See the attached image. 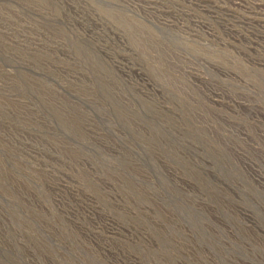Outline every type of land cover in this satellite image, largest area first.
Returning a JSON list of instances; mask_svg holds the SVG:
<instances>
[{"label": "rangeland", "instance_id": "obj_1", "mask_svg": "<svg viewBox=\"0 0 264 264\" xmlns=\"http://www.w3.org/2000/svg\"><path fill=\"white\" fill-rule=\"evenodd\" d=\"M258 65L264 0H0V264H208Z\"/></svg>", "mask_w": 264, "mask_h": 264}, {"label": "bare ground", "instance_id": "obj_2", "mask_svg": "<svg viewBox=\"0 0 264 264\" xmlns=\"http://www.w3.org/2000/svg\"><path fill=\"white\" fill-rule=\"evenodd\" d=\"M263 68V65H258V69L262 72ZM249 75L248 86L258 90L263 97L261 109L251 105L254 101L250 98L251 96L247 97L249 117L255 118L252 120L258 123L261 148L259 151L248 148L246 152L248 156L255 159L257 165L251 159H247L245 163L244 193H241L243 190L240 192V189V193L238 192L236 187H239L240 183L236 177L230 182L231 185L228 184L230 187L222 188L229 198L215 197L216 199L213 200L215 205L213 224L219 229L218 235L215 236V243L211 249H199V253L210 261L208 264H264V77L257 78L252 73ZM239 180L242 182L243 179ZM216 184L219 190L222 184L219 182ZM216 193L219 194L217 191ZM222 208L226 210L225 215L222 213ZM211 240L214 241L213 237ZM223 240L229 241L227 250Z\"/></svg>", "mask_w": 264, "mask_h": 264}]
</instances>
